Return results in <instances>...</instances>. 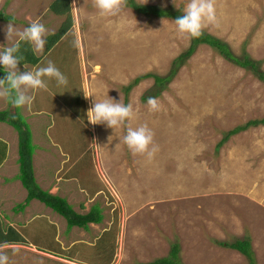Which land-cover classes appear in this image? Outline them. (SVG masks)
Masks as SVG:
<instances>
[{
	"label": "rangeland",
	"instance_id": "1",
	"mask_svg": "<svg viewBox=\"0 0 264 264\" xmlns=\"http://www.w3.org/2000/svg\"><path fill=\"white\" fill-rule=\"evenodd\" d=\"M53 1L0 0V11L13 17L21 30L39 19L48 35L64 21L49 10ZM135 1L182 13L189 2ZM72 3L70 0V6ZM79 3L85 11L78 5L81 9L71 12L69 33L48 53L45 47L35 52L38 64L51 60L68 83L58 86L54 79H46L47 90L29 91L34 96L32 109L47 113L43 120L30 118V132L34 129L31 136L36 148L56 160L50 163L51 169L62 161L53 151L57 143L78 161L71 172L79 176L75 183L82 188L100 186L93 197L85 193L70 206L80 214L98 205L103 222L90 227L87 234L76 227L70 229L66 238L77 243L71 247H63L64 234L60 244L56 243L52 236L55 226L52 231L44 226L33 234L43 248L30 242L7 244L3 251L9 264H149L167 257L175 243L180 264H248L240 253L221 246L245 238L251 242L256 264H264V126L229 137L218 147L228 131L264 119V82L200 45L157 97L152 78L134 86L126 103L133 104L135 117L116 132L102 129L99 141L95 136L98 129L88 124V103L107 95L125 102L124 88L135 78L146 74L166 77L175 58L190 46L191 37H181L172 19L139 15L126 5L102 24L95 17L93 0ZM216 15L217 22L203 31L226 43L235 57L247 54L264 73V0H216ZM163 19L169 23L164 25ZM8 23L0 21V52L8 44L3 31ZM75 36L79 47L72 45ZM27 67L32 70L35 66ZM19 70L26 71L24 66ZM84 93L93 98L84 101ZM150 96L158 99V111H149L147 101L143 102V97ZM0 110L12 112V106L0 99ZM17 112L23 117L27 107ZM143 124L153 131L158 145L152 157L133 155L124 145L115 151L128 126ZM10 127L0 123V136L13 129ZM109 136L113 137L111 143ZM4 156L5 143L0 137V162ZM90 158L97 168L88 164ZM40 159L36 160L39 165L44 160ZM70 166L71 161H65L61 177ZM40 167L49 174L44 165ZM84 204L88 206L83 208ZM45 209L57 217L58 222L50 220L57 228L66 225L62 217ZM36 225L42 228L39 222ZM5 228L1 221L0 235ZM60 230L64 233V226ZM95 242V248H80Z\"/></svg>",
	"mask_w": 264,
	"mask_h": 264
},
{
	"label": "trees",
	"instance_id": "2",
	"mask_svg": "<svg viewBox=\"0 0 264 264\" xmlns=\"http://www.w3.org/2000/svg\"><path fill=\"white\" fill-rule=\"evenodd\" d=\"M125 5L135 13L139 15H146L148 17L150 16L155 18H168L174 20L175 18L183 15L181 11H174L169 8L141 5L138 4L135 0H126ZM70 9V0H54L49 6V10L57 16L64 17V21L54 33H50L45 37V53H48L71 30L73 26V18ZM9 20L14 21V18L5 15L3 11H0V21L9 22ZM200 45H206L210 47L220 57L224 58L234 65H237L242 69H245L246 71L251 72L252 74H255L260 81L264 82V73L260 71V66H258V63L256 61L252 60L247 54H244L241 58L235 57L231 53L229 46L226 43L202 31V34L199 37H191L190 46L182 54L175 58L172 63V69L166 77L146 74L135 78L128 86H126L124 88V103L127 104V95L130 90L134 86L138 85L139 82L149 78H152L154 80V85L158 90L155 92V96L157 97L159 95V92H161L173 79L177 70L186 63V61L194 54L196 48ZM20 54L24 57V60L18 66L19 68L23 67L24 64L34 67L40 62V58L36 56V54L32 50V47L27 43L21 44ZM5 75V72L0 67V79L4 78ZM147 98L148 97H143V102L147 101ZM0 123H6L9 126L13 127L18 136L19 175L17 178L21 182L24 189L27 191V196L22 204L17 205L15 209L16 211H22L30 201L37 200L45 207L51 209L54 213L61 216L66 221L68 230L74 227L88 230L89 224H99L102 221L103 216L98 205H93L85 214H79L73 210V208L67 203L64 198L52 195L47 191L42 190L38 186L35 181L33 172L32 157L34 153V146L32 144L31 132L25 119L18 114L17 109H14L13 113L9 112V110L0 111ZM258 125L264 126V119L248 121L244 125H240L228 131L224 138L220 140L218 147L222 146L229 139V137H232L236 134H239L240 132L246 131L247 129ZM83 188H85V190L87 191L89 195L88 197H93L98 191H100V186L92 187L89 184H86ZM25 233V228H21L20 231L13 228H8L5 233L0 235V245L27 244L28 242L23 237L25 236ZM221 246L227 247L240 253L247 259L248 264H256L251 242L248 238L236 240L230 244L223 243L221 244ZM178 254L179 246L175 243L171 246V250L167 257L156 259L149 264H180L178 260Z\"/></svg>",
	"mask_w": 264,
	"mask_h": 264
},
{
	"label": "clouds",
	"instance_id": "3",
	"mask_svg": "<svg viewBox=\"0 0 264 264\" xmlns=\"http://www.w3.org/2000/svg\"><path fill=\"white\" fill-rule=\"evenodd\" d=\"M78 0H73L70 11L75 14L81 8L77 7ZM126 0H93V6L102 17L116 16L124 7ZM175 3V0H174ZM164 25L169 23L167 19L161 21ZM217 22L216 0H189L183 9V15L171 21L175 25L177 33L192 38L199 37L205 27ZM6 40H16L11 46L3 47L0 52V65L3 66L5 77L0 79V99L10 103L13 109L30 108L34 96L29 91L47 90V80L54 79L58 86L67 85V77L55 66L51 60L43 61L29 70L27 64H24L26 71L21 72L19 65L24 60L20 54L21 44L27 43L32 47L33 52H40L46 44V35L48 29L39 20L32 21L23 30L19 29L14 21L9 23L3 29ZM80 40L75 36L72 40L73 47H79ZM86 99L93 97L84 93ZM147 107L149 111L159 110V101L156 97L147 98ZM88 121L93 124H102L116 132L126 121L135 117L133 104H125L122 98L117 101L108 95L100 99H94L87 112ZM108 142L113 140L109 136ZM96 144L95 142H93ZM124 145L133 155H147L152 157L158 151V145L154 143V133L147 124L133 128L128 126L126 134L120 138V143L116 145L115 151H118ZM8 245H0V264H9V257L3 249Z\"/></svg>",
	"mask_w": 264,
	"mask_h": 264
},
{
	"label": "crops",
	"instance_id": "4",
	"mask_svg": "<svg viewBox=\"0 0 264 264\" xmlns=\"http://www.w3.org/2000/svg\"><path fill=\"white\" fill-rule=\"evenodd\" d=\"M89 4V3H88ZM80 5V7L84 8L85 11V6L82 3L77 4V6ZM83 10V9H82ZM95 11H97L95 9ZM95 17L97 19H99L100 22L105 23L106 17H102L98 14V12H94ZM89 17L88 18H93L90 14H87ZM80 16V15H79ZM38 65V64H37ZM84 101H86V98L84 96ZM93 103L90 102V105L88 103V106L90 107L91 104ZM13 108H12V112H13ZM1 111V110H0ZM47 114L45 110H33L32 109V105L30 108L27 107V112L26 114L23 115V117L28 120L27 124L31 130V121L30 118L33 119L32 117L34 116H39V119L42 118L43 120V116ZM88 124L91 125V127L93 126L97 130V133H95V136H97L98 140L100 139V136L102 134L101 130L102 129H106L107 131H109L110 129L107 128L106 126H101V124H97V125H93L91 123ZM36 127V126H35ZM92 127V128H93ZM11 128V127H10ZM48 130V128H47ZM94 130V132H95ZM91 131V129H90ZM32 132V131H31ZM34 132V129H33ZM32 132V134H33ZM1 140L5 143V156L4 159L0 162V222L2 221L5 225L6 228L4 230H7L8 228H13L15 230H19L21 228H25L26 229V233L24 239L27 242L32 243L33 246L35 245H39L40 248H43L42 245L38 244L35 242L34 238L36 237L35 235L36 232L38 230H42L43 227L45 226V229L48 230L50 229L52 231V227L55 226V230H54V234H52L53 239H55L56 243L60 244L59 240H62L61 236H63L64 234V245L67 247H71L72 245H76V242H70L71 238H66V234L70 235V232H72V230H70L69 232H67V225H64L63 223H59L63 224L62 226H64L65 231L64 233L61 232L60 228H62V226L59 228H57V226L55 225V222L52 223L50 222V220H56L57 217H53L51 214H49L48 210L45 209V206H42V203H40L37 200H32L29 202V204L22 210V211H16V205H18L20 202L24 201L26 196H27V191L24 189V187L22 186L21 182L18 181L17 177L19 175V164H18V136L15 130H13L11 128V130L8 128V131H3L1 132ZM97 140V142H99ZM34 139L32 138V142L34 143ZM32 143V144H33ZM37 142H35L33 144L34 146V153H33V157H32V164H33V172H34V178L36 183L38 184V186L44 190L47 191L48 193L52 194V195H56L59 196L61 198H64L67 203L69 205H71L72 200L79 198L81 195H84L85 193L87 194V191L85 190V188H82V186H79L78 183V178L79 176L76 175L74 176L73 174H71L72 170L74 169L75 166H77V160L75 157V160L73 158H70V156L66 155V151L62 148V146H58L56 144H54V148L53 151H55L56 153L58 152V156L61 157V163L56 166L55 165V170L51 169L50 163L52 161H56L54 159H52V156L50 155V153L48 154H43V151H40L36 148V144ZM108 146V145H106ZM106 146H104L103 148H105ZM7 148V151H6ZM107 148V147H106ZM62 153V155H61ZM65 155V156H64ZM43 157V163L41 162L40 165L37 164L36 160H40V157ZM80 157V156H79ZM65 159V160H63ZM73 159V161H72ZM65 161L70 162L71 161V166L69 167L70 169L66 172L63 173V177L60 176V171L61 169H63V164L65 163ZM57 163V162H56ZM45 166V169H47V171L49 172V174H46L44 168L42 169L40 166L42 165ZM89 165H91L93 167V169L97 168V165H93L91 158H90V163H88ZM40 167V168H39ZM38 168V169H37ZM50 170H52L53 174L50 175ZM97 176V173H95ZM99 179V178H98ZM77 181V183H75ZM101 180L99 179V182ZM3 192V194H2ZM82 197V196H81ZM85 207L83 206V208H86V204H84ZM73 210L75 211L74 207ZM90 210L89 209H84L82 211L84 212H88ZM51 212H53L51 210ZM80 214H85V213H80ZM61 217V216H60ZM60 220V219H58ZM42 224V228H39L36 224L37 223ZM56 222H58L56 220ZM103 222V219L100 223ZM66 223V221H65ZM99 224H89L88 225V230H84V229H80L79 228V232L81 233H85L87 234L88 231H90V227H96L99 226ZM75 228V227H74ZM77 228V227H76ZM92 229V228H91ZM74 230V229H73ZM75 231V232H78ZM35 234V235H33ZM61 235V236H60ZM101 236V235H100ZM100 236L98 237V239L100 238ZM97 239V240H98ZM83 242V241H80ZM51 246H46V248H50ZM95 248L96 247V242L94 244H83L80 248L83 251H87L88 248ZM77 248L78 246H75L74 249ZM53 248H50V250H52ZM65 249V248H64ZM51 253H55V252H51ZM45 254V253H44ZM57 254V253H55Z\"/></svg>",
	"mask_w": 264,
	"mask_h": 264
}]
</instances>
